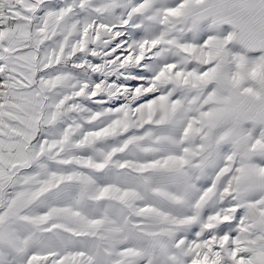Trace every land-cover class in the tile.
<instances>
[{"label": "snow or ice", "instance_id": "1", "mask_svg": "<svg viewBox=\"0 0 264 264\" xmlns=\"http://www.w3.org/2000/svg\"><path fill=\"white\" fill-rule=\"evenodd\" d=\"M0 264H264V0H0Z\"/></svg>", "mask_w": 264, "mask_h": 264}]
</instances>
